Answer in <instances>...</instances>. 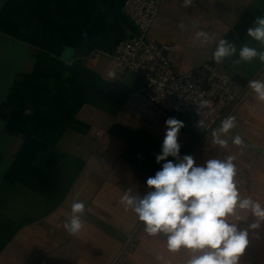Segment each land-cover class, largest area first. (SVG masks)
<instances>
[{"label": "crops", "instance_id": "obj_1", "mask_svg": "<svg viewBox=\"0 0 264 264\" xmlns=\"http://www.w3.org/2000/svg\"><path fill=\"white\" fill-rule=\"evenodd\" d=\"M125 1L0 0V264L105 261L100 252L112 253L121 234L115 223L137 219L120 197L128 189L145 195L147 178L166 162L156 156L167 119L152 124L123 108L132 90L118 84L127 74L141 76L111 57L138 35ZM261 14L264 0H193L188 7L161 0L148 38L175 43L177 72L204 61L219 66L239 103L264 64L236 65L237 57L216 64L212 54L222 38L237 45L249 39L247 29ZM201 30L211 36L206 45L195 39ZM175 118L185 125L178 134L182 158L199 150L207 134L192 128L190 115ZM76 198L87 209L85 227L73 237L63 224Z\"/></svg>", "mask_w": 264, "mask_h": 264}, {"label": "clouds", "instance_id": "obj_2", "mask_svg": "<svg viewBox=\"0 0 264 264\" xmlns=\"http://www.w3.org/2000/svg\"><path fill=\"white\" fill-rule=\"evenodd\" d=\"M193 0H184L188 7ZM184 30L185 25H179ZM247 38L237 45L235 41L220 39L212 54V60L221 64L225 60L237 57L232 63L251 64L258 60L264 64V14L257 16L247 29ZM195 39L206 45L211 36L201 30L195 33ZM252 41L258 42L259 48ZM68 67L72 59L62 56ZM67 75V73H65ZM116 73L109 71L107 77L114 80ZM248 87L258 102L264 103V78L248 81ZM199 109L209 106L202 100ZM166 133L162 143V152L156 156V162L163 163L161 170L147 178L150 189L145 195L132 194L126 190L119 203L125 212H133L143 225V232L149 237H160L166 242L170 253H187L184 264H240V257L248 246L249 231L240 230L236 221L245 220L249 215L255 222L250 229H258L264 222V206L251 196H243L238 188L236 176L238 168L235 157L208 159L204 165H196L191 155L180 156L178 134L185 126L175 117L165 121ZM198 126L204 128L203 120ZM237 127L236 118L227 116L219 126L212 130L211 141L221 149L228 147L226 137ZM236 146H245L240 135L231 138ZM174 157V163L167 158ZM71 214L63 227L70 236H78L85 227L86 204L78 198L71 203Z\"/></svg>", "mask_w": 264, "mask_h": 264}, {"label": "built area", "instance_id": "obj_3", "mask_svg": "<svg viewBox=\"0 0 264 264\" xmlns=\"http://www.w3.org/2000/svg\"><path fill=\"white\" fill-rule=\"evenodd\" d=\"M161 0H126L125 9L138 29L132 40L122 41L111 55L117 65L148 80L141 90L131 91L123 108L152 124L187 114L192 128L210 133L219 119L234 109L239 93L229 74L219 66L204 61L186 72L175 70L176 45L154 42L148 38ZM202 100L209 106L199 109ZM203 120L204 128L198 126ZM101 131H95L96 136Z\"/></svg>", "mask_w": 264, "mask_h": 264}, {"label": "rangeland", "instance_id": "obj_4", "mask_svg": "<svg viewBox=\"0 0 264 264\" xmlns=\"http://www.w3.org/2000/svg\"><path fill=\"white\" fill-rule=\"evenodd\" d=\"M229 115L236 118L237 127L223 137L228 139V147L219 148L212 143L211 134L206 133L199 150L191 156L196 165H204L208 159L223 158L225 155L235 157L238 168L235 179L241 195L251 196L264 206V103L258 102L249 88ZM237 134L244 139L245 146L231 143V138ZM253 222L255 218L251 215L245 220L236 221L238 229L249 231V243L240 257V264H264V222L254 230L249 228ZM115 224L121 226L120 237L116 236L112 243L111 239H104L106 244H114L112 253L100 252V258L105 256V261L93 259L90 264H113L120 255L117 264H184L187 259L185 251L170 253L163 238L149 237L144 233L138 217L135 222Z\"/></svg>", "mask_w": 264, "mask_h": 264}, {"label": "water", "instance_id": "obj_5", "mask_svg": "<svg viewBox=\"0 0 264 264\" xmlns=\"http://www.w3.org/2000/svg\"><path fill=\"white\" fill-rule=\"evenodd\" d=\"M147 84H148V80L145 79L144 77L138 76L135 73H130L123 77V79L118 84V87L121 89L137 91V90L143 89ZM184 115H187V114H184ZM222 120L223 119L218 120L217 122L218 126ZM120 258H121V255L116 259V261L113 264H117Z\"/></svg>", "mask_w": 264, "mask_h": 264}]
</instances>
